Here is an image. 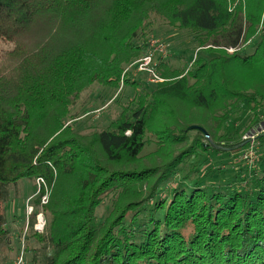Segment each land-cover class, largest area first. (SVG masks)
<instances>
[{
	"label": "trees",
	"instance_id": "16d2710c",
	"mask_svg": "<svg viewBox=\"0 0 264 264\" xmlns=\"http://www.w3.org/2000/svg\"><path fill=\"white\" fill-rule=\"evenodd\" d=\"M156 19L190 35L192 57L158 63L166 82L153 90L127 79L136 91L116 121L81 134L71 114L81 93L120 84ZM186 104L224 129L216 145H257L239 131L264 121V0H0V247L10 186L42 177L41 264H264V165L215 167L208 153L225 152L204 144L211 130L175 126ZM146 134L168 139L153 154L185 146L163 165L127 168ZM187 163L196 176L178 178Z\"/></svg>",
	"mask_w": 264,
	"mask_h": 264
},
{
	"label": "rangeland",
	"instance_id": "374dc122",
	"mask_svg": "<svg viewBox=\"0 0 264 264\" xmlns=\"http://www.w3.org/2000/svg\"><path fill=\"white\" fill-rule=\"evenodd\" d=\"M152 28L153 36H150L147 41L148 47L144 54L149 52L153 53L152 65L155 66L153 67L155 74L161 79L162 83H164L166 80L161 77L157 64L162 61H167V69L184 68L188 58L193 55L191 52L192 49H195V43L191 41L190 35L187 32L171 28L164 19H156ZM149 31L150 26L147 28L146 32L148 33ZM159 45H164L165 48L163 53H158V49L160 50V48H158ZM12 46L13 45L10 44H3L1 46L3 50L2 53L5 54L11 50ZM138 59L125 67V71L120 78V84L117 86L112 87L94 83L81 93L76 104L71 109V114L77 117L73 125L76 129H79L81 134L89 135L91 133L100 132L107 128L110 123L116 121L120 115L121 108L128 104L130 99H133V95L136 91L135 88L129 86L130 82L137 81L140 85L138 86L139 88H145L148 91L153 90L156 84L149 83V77L145 73L136 72L134 63ZM126 80L129 81V83L126 82ZM175 109H177L176 114L184 115L183 117L175 115V117L179 119L178 125L174 124L178 129L188 125V128L199 126L203 130L206 127L211 130L214 141L209 140V142L203 143L217 150L222 149L223 152H225L208 153L215 167H236L239 163H244L243 161H246L245 164H247V167L248 165L258 167L260 161L264 165V130L261 126V123H264V121L255 124L246 133H242V131L247 125H250V123L243 124L245 127L239 131L241 141L243 142L252 131H255L253 136L258 140L257 145L251 143L250 146L252 147L244 153L246 149L244 144H242L243 147H235L232 148V150L230 147H227L226 144L223 146L215 144L216 137L218 138L221 136L224 133V129L221 128L218 130L215 128L214 124L211 129V124L214 121L211 119L212 116L209 113L201 112L196 109L192 110L188 104H186V106L179 105V107H175ZM160 125L161 124L157 120H154L152 121L151 127L153 131L156 132L159 131L157 128H160ZM145 138L149 140L151 145L147 146V148L145 147L146 150L142 151L140 155V157H142L137 163L128 165L127 168L141 169L142 167L163 165V163L175 157L185 146V144H180L175 147L163 145L161 147V149H163L160 150V153L157 151L153 154V151L157 150V147L160 145L158 140L160 139L162 143V141H167L168 139L165 138L166 140H164L163 137H159L158 139V137L152 134H146ZM250 142L254 141L250 140ZM181 170L182 172L178 174V178L183 174L191 176V178H193V175L194 177L196 176L195 173H193L192 166L188 163L183 165ZM39 179H42L43 183L38 181ZM9 191L8 198L1 204L7 222L6 229L8 232V240L0 247V264H41L45 254L49 253L48 244L38 241V237L42 235L45 236L47 233L46 226L50 220V213L45 209V206H47L49 198L51 197V188L47 186L42 177H37L35 180L30 181L21 180L18 186H10ZM28 210L30 211V215L27 214ZM37 215H41L42 222L40 226L43 225L42 229L35 227L37 225ZM44 245L45 249L42 251Z\"/></svg>",
	"mask_w": 264,
	"mask_h": 264
},
{
	"label": "built area",
	"instance_id": "2783aa9c",
	"mask_svg": "<svg viewBox=\"0 0 264 264\" xmlns=\"http://www.w3.org/2000/svg\"><path fill=\"white\" fill-rule=\"evenodd\" d=\"M158 48H160V50L158 49V53H163L164 51V45H159ZM228 53H232L234 50L233 49H227L226 50ZM153 62V53L149 52L144 54L141 58H139L135 63V67H136V72L137 73H145L148 77H149V83H160L162 82L161 79L158 78V76L155 74V70L153 67H155L154 65H152ZM38 181L42 182V179H39ZM28 215H30V211H27ZM41 215H37V225L35 227L42 229V226H40L42 219L40 217Z\"/></svg>",
	"mask_w": 264,
	"mask_h": 264
},
{
	"label": "water",
	"instance_id": "95a60500",
	"mask_svg": "<svg viewBox=\"0 0 264 264\" xmlns=\"http://www.w3.org/2000/svg\"><path fill=\"white\" fill-rule=\"evenodd\" d=\"M261 126H262V129L264 130V123H261ZM189 129H190V130H199V131H201L203 134H205V131H204L202 128L198 127V126H192V127H190ZM254 133H255V131L250 132V133L248 134L247 138L252 139Z\"/></svg>",
	"mask_w": 264,
	"mask_h": 264
}]
</instances>
